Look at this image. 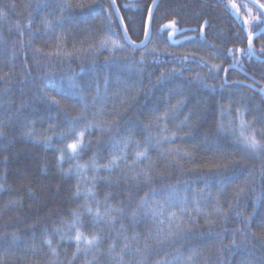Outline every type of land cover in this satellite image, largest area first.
I'll return each instance as SVG.
<instances>
[{"label":"trees","instance_id":"obj_1","mask_svg":"<svg viewBox=\"0 0 264 264\" xmlns=\"http://www.w3.org/2000/svg\"><path fill=\"white\" fill-rule=\"evenodd\" d=\"M256 3L264 4V0ZM232 4L239 8L238 17L232 13ZM65 5H71V9L63 15L72 16L75 22L46 27V21H55L62 15L59 9ZM241 5L252 8L253 15L261 12L241 0H159L153 11L152 36L146 47L138 49L126 42L109 0H0L3 264H116L113 257L120 253L124 236L129 237L134 249L142 247L144 237L155 229L151 217L141 214L132 218L140 197L151 187L169 186L176 189L177 204L186 207L183 214L179 207L169 209L177 212L173 223L180 225L182 238L167 242L158 255L142 258L134 252L126 253L122 264H155L162 257L174 264H188L189 256L191 264H264V153L253 155L245 151L231 132L239 131L243 119L251 125L248 133L255 130L257 139L264 143V96L239 85L251 84L253 80L261 85L256 87L258 90H264V62L259 61L264 60V33L252 41L254 56L259 59L256 60L247 53V31L242 19L250 17ZM115 6L124 18V27L129 29L127 35L139 44L144 40L141 21L153 0H115ZM171 21L177 22L178 31L161 30ZM250 23L256 33L264 27V21L250 19ZM113 32V38L125 44V48L95 53V64L83 55L71 59L62 54L60 59L55 56L57 52H73L74 48L87 49L89 44H98ZM152 49L155 54H151ZM228 49L233 50L232 56L227 54ZM49 53L53 55L48 56ZM185 55L189 60L182 63L180 58ZM237 61L239 70L229 71L225 84L224 69ZM213 65H220V69ZM174 68L179 74L157 83L162 72L167 74ZM73 74H77L85 98L57 96L61 105L75 116L81 112V105L87 104L89 118L102 109L101 119L116 122L110 132L94 131L86 136V148L77 160L59 165V153L55 151L63 146L59 141H53L54 147H45L26 133L31 128L39 136L51 125L57 126V132L63 129L64 115L43 98L41 89L52 77L53 84L46 89L49 96L56 95L52 88L57 85L68 90V77ZM197 76L203 79L197 81ZM178 100H183V105L171 111ZM173 133L176 135L171 142L156 145L157 139L171 137ZM124 140L128 141L126 159L112 171L88 170L81 177L62 173L61 169L66 171L77 162L87 164L95 159L98 164L108 163L115 151L111 142L119 141L123 148ZM146 146L149 159L134 165L135 153ZM169 149L190 153V157L169 154ZM225 161L235 163L226 173H217L213 165ZM141 168L151 172V186L144 184L142 178L139 183L133 180ZM94 175L97 179L93 185L90 181ZM223 175L229 179L220 183ZM78 182L82 193L92 188L96 200L104 201L107 195L109 204L123 207L125 212L113 226H93V217L82 215L81 230L87 235L97 233L103 239L98 249L88 253L82 250L74 257L76 244L67 239L74 231H67V227L72 213L83 212L86 203L83 195L75 196ZM241 188L245 189L243 193H239ZM90 206L96 207L91 199ZM217 207L223 215L215 214ZM248 217L249 234L244 238L236 235L234 247L232 233L243 228L241 221ZM61 235L65 236L63 242ZM136 235L140 237L138 244L131 241ZM49 238L58 250L56 257L44 244ZM113 243L115 251L109 253ZM148 243L153 250L160 248L155 239Z\"/></svg>","mask_w":264,"mask_h":264},{"label":"snow or ice","instance_id":"obj_2","mask_svg":"<svg viewBox=\"0 0 264 264\" xmlns=\"http://www.w3.org/2000/svg\"><path fill=\"white\" fill-rule=\"evenodd\" d=\"M113 7H115V0H110ZM257 0H249V3L255 4ZM156 6V0H153V6L149 7L147 9V16L145 19L141 21V31L144 35V40H141L139 44L135 40H132L131 37L127 35L128 33V27H123V32L125 36V40L133 47V48H139V47H146V42L150 40L152 36L151 32V23L153 21V9ZM83 7V5H81ZM125 7H130V5H125ZM231 7L237 12L239 15V8L235 4H232ZM241 7H244L247 9L248 15L252 21H264V12H259L258 15H253L252 8L248 7L247 5H241ZM260 9H264V4H260ZM71 5H65L64 7L60 8L62 15L57 17L55 21L48 20L45 22V26L48 28H53L54 26H60L62 27L65 23H74V18L72 16H65L63 15L64 12L70 11ZM108 16H111V12H109L107 9L104 10ZM117 13L119 12V9H116ZM0 15H3V13H0ZM249 18H243L242 19V26L243 28L247 29V41H248V48L247 53L249 56L254 55L253 52V36L256 34V30L252 28V25L250 23ZM121 25H124V18L120 17L119 20ZM176 21H171L167 25H163L161 30H165L168 28H171L173 31H178L176 29ZM129 24H131V19L129 18ZM111 31V29H108ZM204 29L201 27L200 32L203 33ZM260 33H264V27H261L259 29ZM115 32L112 33V35L105 36L102 39L98 41V44H89L87 49L81 48V49H75L73 52H67L63 51L57 52L55 54L57 59H60L61 54L65 58H80L81 55L85 56L86 58L92 59L93 64H95V53H98L101 50H109L112 52H115L116 50H123L125 48V44L120 43L118 39H114L113 36H115ZM172 32H169V37H171ZM59 39V37H57ZM40 50H37V53L39 54ZM237 52H242L244 50L242 49H236ZM151 54H155L156 50L152 49L150 50ZM261 52H264V47L261 48ZM227 54L229 56L233 55V50L228 49ZM48 56H52L53 54L49 53ZM203 58H201L202 60ZM181 62L189 60V56L185 55L180 58ZM107 63V61H106ZM140 63H144V57L142 56L140 59ZM238 63V61H237ZM214 69L219 70L220 65H213ZM212 69H209L211 71ZM225 72L228 71V69H224ZM179 74L178 69H172L169 73H161L160 77H158L157 83L171 79L173 76ZM77 74H73L72 76L68 77L69 81V89L66 90L65 88L61 86H54L52 88L53 91H55L56 95L49 96L46 89L49 88L50 85L53 84V78L48 77L47 82L44 85V88L41 89L42 96L45 100L48 101V103L55 107L58 113H62L64 115V127L60 131H56L55 125L49 126L48 129L45 130L44 134H40L37 136L36 133L32 131L30 128L29 131L26 133L29 137H35L37 142L43 143L45 147H54L53 141L57 140L62 144V147H56L55 151L59 153L57 157V163L59 165H62L63 163L67 161H75L79 157L80 153L85 150L86 144L85 139L86 136L91 135L94 131H98L100 133L104 132H110L111 127L113 123L116 121H106L101 119V117L104 116L103 110H98L96 112L92 113V117L89 118L88 116V105L82 104L81 105V112L79 115H72L71 111L68 107H64L61 105V100L57 99V96L63 97V98H71V97H78L80 100H83L85 98L84 96V88L80 85V83L77 81L76 78ZM203 77L197 76L196 80L200 81ZM105 84V91H107V84L108 79L105 78L104 80ZM97 97H99V86H97ZM184 103L183 100H178L176 105L171 106V111H175L177 108L182 106ZM95 107V105H93ZM239 112V109L237 110ZM158 119H161L158 117ZM188 119L187 117L185 118ZM107 125V127L105 126ZM221 127L223 128L224 125L221 124ZM251 128V125H249L247 122H245L243 119L240 120L239 123V131H236L235 129H231L232 135L235 137L236 142L247 152L252 153L253 155L264 153V143L261 142V140L257 139V136L255 134V130L251 132V134L248 133V129ZM51 132V135H47L46 133ZM3 133L0 131V136H2ZM175 133L172 134L171 137H161L156 140V145H160L163 142H171L172 139L175 138ZM151 139V138H150ZM66 142V143H65ZM147 143V142H146ZM111 147L115 149V151L111 154V159L106 164H98L95 159H92L87 164H70V167L65 171L61 169L62 173L65 175H72L75 174L78 177H81L83 173H85L88 170H92L96 173L100 171H112L115 167L119 165V162L121 160L126 159V149L128 147V141H123V148L120 147L119 141H112ZM137 147H140L139 142H137ZM149 147H144L143 150L137 151L135 153V159L133 161V164H139L143 160H147ZM172 152H175V154L181 158H189L190 153H183L181 154L179 150H173L169 149V154ZM234 161H225V162H217L213 165L214 170L217 173H226L232 164H234ZM131 167V166H130ZM235 171V169H233ZM141 178L144 184L151 186V183L153 181V176L151 172L148 169L141 168L140 171H138L135 176H133V180H135L137 183L141 182ZM97 177L94 175L91 178V183L93 185L95 184ZM229 179L227 175H223L220 179V183H224L225 180ZM244 188H241L239 190V193L244 192ZM238 193V195H239ZM81 195L85 198V205H83V212H73L72 213V220L70 223H68L67 231L71 232L74 231V235L68 236L67 239L74 241L76 244V252L73 253V256L75 257L78 253H80L82 250L85 253H88L89 251L96 250L99 247V244L101 240L103 239L99 234L93 233L91 235L85 234L81 228L84 226L83 221L81 220L82 215H89L93 217V226L95 224L104 223L109 226H113L120 217L124 215V208L123 207H115L108 203L109 196L106 195L104 201L96 200L95 193L93 192L92 188H86L85 191L82 193L80 190L79 182L77 184V189L75 192V196L79 198ZM91 201H94L96 204L95 209L90 206V199ZM177 193L176 189L169 186L167 189H156L154 187L150 188V191L145 192L144 196L140 197V200L137 204V207L132 212V218L135 219L141 214L146 217H151L155 229L154 231H150L146 237H144L145 243L142 247L137 246L134 249L131 247V243L129 240V237L124 236V244L122 245L120 249V253L113 257V259L116 261V264H122L123 261V255L129 252H134L135 254L143 257L151 256V255H158V251L163 250V246H166L167 242L176 240L178 241L180 238H182V230H180L179 224H174L173 222L177 218V212L176 211H169V209L177 208L179 207L180 213H185L186 207H181L177 204ZM229 208L231 210H234L232 206L230 205ZM197 214H200L201 210L197 209ZM215 214L217 216L223 215V212L217 207L214 209ZM194 222V221H193ZM207 223H211V221H206ZM241 223L244 225L243 228L237 229L232 233L233 240L232 245L235 247L236 245V235H240L242 238L246 237L249 232L248 229L250 228L251 218L248 217L241 221ZM165 224H167V229H165ZM57 233L61 232V229L55 230ZM124 229L123 226L120 229V232L123 233ZM140 237L138 235L131 237V241L139 242ZM149 239H155L160 245V248L158 250H153L149 243ZM61 242L65 240V236H60ZM44 244L48 246L50 254L52 257H56L59 255L58 250L56 247H53L52 240L45 239ZM115 243H113L109 248V253H112L115 251ZM192 257L189 256L187 258L188 264H191ZM0 264H3V257L0 256ZM52 264H55V262H52ZM91 264V262H90ZM155 264H174V262H170L166 257H162L161 259L157 260Z\"/></svg>","mask_w":264,"mask_h":264},{"label":"water","instance_id":"obj_3","mask_svg":"<svg viewBox=\"0 0 264 264\" xmlns=\"http://www.w3.org/2000/svg\"><path fill=\"white\" fill-rule=\"evenodd\" d=\"M241 1H243L244 3H246V4H249V5H252V6H255V7H257L261 12H264V9H260V5H258L257 3H255L254 5L253 4H251V3H249V0H241ZM109 2H110V0H109ZM159 2V0H156V5H157V3ZM110 4H111V2H110ZM111 7H112V9H113V11H114V13H115V15H116V17H117V19H118V22H119V20H120V15H119V13H117V11H116V6L115 7H113V5L111 4ZM156 7V6H155ZM155 7H154V9H155ZM154 9H153V11H154ZM119 24H120V22H119ZM120 27H121V29H122V32H123V27H124V25H121L120 24ZM261 34H263V33H260V31H258L254 36H253V40L256 38V37H258V36H260ZM123 35H124V32H123ZM125 37V36H124ZM127 42V41H126ZM128 43V42H127ZM129 44V43H128ZM130 45V44H129ZM131 46V45H130ZM132 47V46H131ZM141 48H143V47H139L138 49H141ZM242 53H239V55H241ZM256 60H259L256 56H254V55H252ZM260 62H264V60H259ZM238 63H236L235 65H233V66H230V67H228L227 69H228V71L227 72H225L224 73V82H225V77H226V75H227V73L229 72V71H232V70H239L238 69ZM251 84H246V83H239V85H241V86H244V87H246V88H249V89H251V90H253V91H257V92H259L262 96H264V90L262 89V90H258L256 87H260L261 85L259 84V83H257V82H255V81H253V80H251ZM225 84H226V82H225Z\"/></svg>","mask_w":264,"mask_h":264},{"label":"rangeland","instance_id":"obj_4","mask_svg":"<svg viewBox=\"0 0 264 264\" xmlns=\"http://www.w3.org/2000/svg\"><path fill=\"white\" fill-rule=\"evenodd\" d=\"M230 8H231V10H232V13L234 14V16L235 17H238V14H237V12L230 6ZM246 31H247V29H246Z\"/></svg>","mask_w":264,"mask_h":264}]
</instances>
